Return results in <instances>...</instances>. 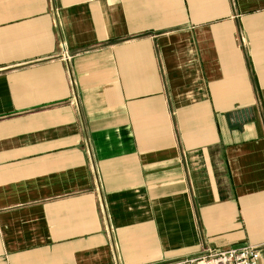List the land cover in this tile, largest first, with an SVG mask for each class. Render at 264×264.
Listing matches in <instances>:
<instances>
[{
    "label": "crops",
    "instance_id": "crops-1",
    "mask_svg": "<svg viewBox=\"0 0 264 264\" xmlns=\"http://www.w3.org/2000/svg\"><path fill=\"white\" fill-rule=\"evenodd\" d=\"M242 245L264 250V0H0V264Z\"/></svg>",
    "mask_w": 264,
    "mask_h": 264
},
{
    "label": "built area",
    "instance_id": "built-area-1",
    "mask_svg": "<svg viewBox=\"0 0 264 264\" xmlns=\"http://www.w3.org/2000/svg\"><path fill=\"white\" fill-rule=\"evenodd\" d=\"M62 57L65 60L71 58L66 47L63 49ZM178 264H264V250L253 245H242L210 251L204 257L185 260Z\"/></svg>",
    "mask_w": 264,
    "mask_h": 264
}]
</instances>
